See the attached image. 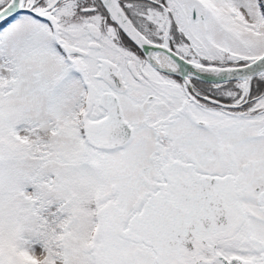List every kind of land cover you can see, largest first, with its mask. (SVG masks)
<instances>
[{"label": "snow or ice", "instance_id": "6c2138e0", "mask_svg": "<svg viewBox=\"0 0 264 264\" xmlns=\"http://www.w3.org/2000/svg\"><path fill=\"white\" fill-rule=\"evenodd\" d=\"M0 264H264V0H0Z\"/></svg>", "mask_w": 264, "mask_h": 264}]
</instances>
